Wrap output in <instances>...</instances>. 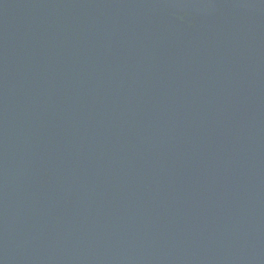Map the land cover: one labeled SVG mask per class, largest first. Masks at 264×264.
I'll return each instance as SVG.
<instances>
[{
    "label": "water",
    "instance_id": "obj_1",
    "mask_svg": "<svg viewBox=\"0 0 264 264\" xmlns=\"http://www.w3.org/2000/svg\"><path fill=\"white\" fill-rule=\"evenodd\" d=\"M0 264H264V0H0Z\"/></svg>",
    "mask_w": 264,
    "mask_h": 264
}]
</instances>
